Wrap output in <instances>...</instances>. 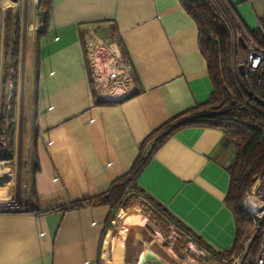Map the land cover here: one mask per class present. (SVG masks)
Returning a JSON list of instances; mask_svg holds the SVG:
<instances>
[{"label":"crops","instance_id":"crops-1","mask_svg":"<svg viewBox=\"0 0 264 264\" xmlns=\"http://www.w3.org/2000/svg\"><path fill=\"white\" fill-rule=\"evenodd\" d=\"M225 2L248 34L264 29V0ZM105 26L130 60V96L106 99L93 82L85 33ZM212 90L199 30L182 0H54L34 70L35 199L27 211L0 213V264H107L114 206L63 208L107 191L149 133L207 102ZM235 154L221 129L186 126L154 152L136 183L224 255L236 235L225 201Z\"/></svg>","mask_w":264,"mask_h":264},{"label":"rangeland","instance_id":"rangeland-1","mask_svg":"<svg viewBox=\"0 0 264 264\" xmlns=\"http://www.w3.org/2000/svg\"><path fill=\"white\" fill-rule=\"evenodd\" d=\"M43 15L39 0H0V213L27 211L29 203L33 204L35 199L33 177L38 157L34 135V70ZM16 16L18 33L13 31L12 25ZM85 35L84 43L91 55L92 78L94 75L103 78L98 83L99 91L112 97L122 95L130 81H134L132 71L126 79L120 77L110 81L107 78L114 68L115 52H120L118 35L106 26ZM237 56L238 50H233L231 44L232 84ZM262 173L241 199V208L252 224L238 253L219 255L143 193L128 189V193L137 197L126 209L114 205L109 223L112 240L108 244L107 264H124V251L131 252L127 257L128 264L152 261L154 264H241L250 244L260 238L255 236L252 215L246 211L244 201Z\"/></svg>","mask_w":264,"mask_h":264},{"label":"trees","instance_id":"trees-1","mask_svg":"<svg viewBox=\"0 0 264 264\" xmlns=\"http://www.w3.org/2000/svg\"><path fill=\"white\" fill-rule=\"evenodd\" d=\"M182 1L185 10L195 20L199 30V46L207 61L213 86L209 100L197 107L183 111L179 115L170 117L149 133L143 139L139 155L130 170L113 180L107 191L94 197L72 201L68 207L63 209H80L96 204H111L112 207L120 205V208L126 209L137 197L134 193H128V189H133L135 192L143 193L150 201L156 203L155 206L162 207L163 211L167 212L160 203L138 187L136 178L143 171L154 152L178 129L192 125L215 127L221 129L236 148L235 161L229 167L231 179L229 191L225 198L236 220V235L233 246L222 253L230 256L242 249L243 239H245V235L252 224L250 218L241 208V199L243 194L253 185L256 177L264 171V106L259 102L257 104L255 102L245 104L240 99L239 93L233 92V87L235 90L237 89L234 82L231 83V80L233 81L230 69L231 37L211 0ZM44 2L39 0L44 18L43 28L38 33V37L46 28L54 0H44ZM12 25L14 26L13 31L18 33L19 19L17 16L14 17ZM249 34L260 44H264V36H262L261 30L259 32L251 31ZM119 46L122 55L126 57L121 43ZM254 91L260 97H264V85L254 88ZM106 101L120 102L121 100ZM251 105L255 107L253 108ZM36 170H38V164ZM176 222L180 224L178 221ZM197 239L202 242L199 237ZM204 245L211 249L205 243ZM259 246L260 238L255 239L250 244L241 264H254Z\"/></svg>","mask_w":264,"mask_h":264},{"label":"built area","instance_id":"built-area-1","mask_svg":"<svg viewBox=\"0 0 264 264\" xmlns=\"http://www.w3.org/2000/svg\"><path fill=\"white\" fill-rule=\"evenodd\" d=\"M214 8L218 12L224 27L229 31L232 39V48L238 50V62L236 63V71H233L234 84L240 99L245 104L261 103L264 106V97H260L254 91V88L264 85V44H260L256 39L251 37L243 28L233 9L225 2V0H211ZM262 36L264 29L261 28ZM239 37L243 38L245 43L242 46L239 42ZM118 49L120 46L118 45ZM114 68L108 72L107 78L110 81L117 80L120 77L126 79L131 72V63L127 57H124L118 50L115 52ZM233 56V51H232ZM241 69L243 72L241 73ZM101 77L93 76V82L98 84L102 82ZM106 84H109L108 81ZM99 86V85H98ZM101 86V85H100ZM104 90V89H102ZM126 96L134 91L133 82L130 81V88L125 89ZM122 94V95H123ZM103 97L108 99L112 96L103 94ZM116 97V96H115ZM125 97V96H124ZM253 108L254 105H251ZM246 211L252 215L254 222L255 236L260 237V246L254 264H264V173L256 180L255 186L244 201ZM254 234L251 235V239ZM145 262V261H144ZM154 264V261L147 264Z\"/></svg>","mask_w":264,"mask_h":264},{"label":"water","instance_id":"water-1","mask_svg":"<svg viewBox=\"0 0 264 264\" xmlns=\"http://www.w3.org/2000/svg\"><path fill=\"white\" fill-rule=\"evenodd\" d=\"M239 42L242 46L245 45L244 41H243V38L242 37H239ZM243 72V70L241 69V73Z\"/></svg>","mask_w":264,"mask_h":264}]
</instances>
